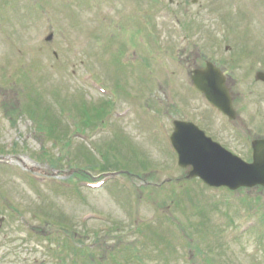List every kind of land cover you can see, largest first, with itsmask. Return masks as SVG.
I'll return each mask as SVG.
<instances>
[{
    "label": "rangeland",
    "instance_id": "374dc122",
    "mask_svg": "<svg viewBox=\"0 0 264 264\" xmlns=\"http://www.w3.org/2000/svg\"><path fill=\"white\" fill-rule=\"evenodd\" d=\"M116 9L119 6L102 9L103 16L107 18L102 16L98 21L95 16V25L101 19L116 22ZM93 12L90 0H0V39L13 42L16 39L21 46H15L17 53L0 43V64L12 73L19 68L9 82L0 85V153L4 154L0 161L5 162L0 166V264H45L47 252L43 243L53 248L63 246L64 242L57 239L68 235L64 230L49 233L46 222L54 224V230L61 223L69 231H74L77 238L82 236L76 242L70 240V244L92 243L99 239L104 249H110L121 237L118 249L125 256H128L127 247L134 248L138 255L136 249H143L142 244L146 257L151 253L148 257L154 258L156 254L161 264L168 261L167 264H183L174 254L178 245L186 247L180 241L188 247V253L184 255L186 264H209V257L213 264H264V231L255 229L241 237L239 235L249 222L245 214L250 209L247 204L252 202L251 198H258L259 207H264V190L244 191L245 196L241 193L235 195L240 196L238 199L232 198L237 202L243 198L244 205L229 201L231 195L226 203H220L221 192L213 191L217 194L206 195L197 181H173L175 178L182 181L185 178L182 172H177L174 177L164 173L173 171L174 165L167 141L169 127L158 111L161 102L159 89L148 87L157 82L156 76L166 72L159 57L147 58L144 66L134 71L135 74L126 67L121 56L115 58L112 67L107 65L108 72L125 80L124 83L107 86V91L113 93L118 88L124 101L137 103L136 116L145 120L148 130L152 125L150 133L144 135L139 129L140 134L135 137L133 125L126 123L127 133L120 123H115L109 130L108 119L112 110L105 111L85 127L73 125L71 136L74 137L78 134L85 137L87 129H91L92 134H101L95 143L103 152L109 153L113 169L107 170L118 171L113 174L117 180L109 184L110 191L107 183L98 190L81 188L76 192L55 185L58 181L78 180L76 173L87 175V167L94 164L92 161L90 165L84 164L86 152L80 149V145L69 151L64 150L61 144L53 143L50 137L55 136L54 127L50 131L47 128L51 123L57 124L64 139L70 126L63 119V109L71 111L77 121L80 118L79 101L90 105L103 100L104 96L97 94L93 86L94 81H100L98 77H91L90 89L85 87L87 82L81 81L86 70L93 69V66L101 67L99 60L90 54L93 35H90L88 26L93 21ZM49 24L54 25L51 30L56 36L52 43L44 44L43 38L50 31L41 27ZM39 28L38 34L36 30ZM204 31L214 34L210 26ZM34 40H41V49L29 48ZM54 57L63 62L55 61ZM102 77H109L105 70ZM185 91L188 96L192 94L195 97V92ZM122 102L120 100L119 104ZM65 117L72 122L69 113ZM249 128L253 129L252 126ZM99 155H96L99 157L96 160L102 162ZM39 158H44L43 162ZM71 160L78 164V168L69 165ZM140 161L148 165L143 173L147 175L143 182L136 181L143 175L139 174L143 171ZM10 162H14L18 169L31 171L34 181L30 182L28 176L16 170L12 171V167L8 168L12 166ZM59 167L62 169L56 170ZM98 175H93L95 181L101 179ZM36 178L52 180L55 184L40 183ZM214 198H218L215 201L220 204L212 212ZM203 205L208 208L207 215L202 213ZM210 212L211 216L208 215ZM92 214L95 216L91 217ZM228 214L233 218V225L227 220ZM257 218L259 225L264 227V213ZM103 228L111 231L105 232ZM102 229V235L91 233ZM148 240L155 241L150 242L155 245L154 249L148 247ZM186 251L180 249L181 254ZM149 258H145L143 263L160 264ZM117 260L120 264H127L121 257ZM76 263H82L80 256ZM129 264L140 263L132 260Z\"/></svg>",
    "mask_w": 264,
    "mask_h": 264
},
{
    "label": "water",
    "instance_id": "95a60500",
    "mask_svg": "<svg viewBox=\"0 0 264 264\" xmlns=\"http://www.w3.org/2000/svg\"><path fill=\"white\" fill-rule=\"evenodd\" d=\"M188 138H191V135H182L181 133H178L174 138L175 145L179 149L181 156L185 158L190 151L186 146ZM193 139L200 145L198 140L194 137ZM197 144H192L191 147H195ZM216 150L214 147L204 149L202 152L204 157L200 158L201 155L195 162L191 163L195 165L196 170L194 173H190V177L201 176L213 186H229L231 189L258 183L264 185V146L256 150L258 161L253 165H245L229 153L224 151L217 152Z\"/></svg>",
    "mask_w": 264,
    "mask_h": 264
},
{
    "label": "flooded vegetation",
    "instance_id": "af4514ba",
    "mask_svg": "<svg viewBox=\"0 0 264 264\" xmlns=\"http://www.w3.org/2000/svg\"><path fill=\"white\" fill-rule=\"evenodd\" d=\"M225 1H232L235 5L237 6H242V2L241 0H225ZM261 3H264V0H259Z\"/></svg>",
    "mask_w": 264,
    "mask_h": 264
}]
</instances>
